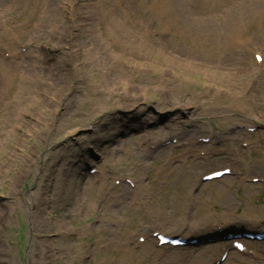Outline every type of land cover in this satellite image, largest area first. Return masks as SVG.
Listing matches in <instances>:
<instances>
[{"label":"rangeland","instance_id":"rangeland-1","mask_svg":"<svg viewBox=\"0 0 264 264\" xmlns=\"http://www.w3.org/2000/svg\"><path fill=\"white\" fill-rule=\"evenodd\" d=\"M69 1L64 49L38 48L55 59L33 88L19 77L46 73L26 57L45 38L41 14L22 3L33 12L14 22L12 1L0 0V69L16 75L8 87L0 73V264H218L223 240L170 249L138 238L207 239L228 221L264 228V0ZM234 166L241 172L202 182ZM254 246L257 256L221 264H264V243Z\"/></svg>","mask_w":264,"mask_h":264},{"label":"bare ground","instance_id":"bare-ground-1","mask_svg":"<svg viewBox=\"0 0 264 264\" xmlns=\"http://www.w3.org/2000/svg\"><path fill=\"white\" fill-rule=\"evenodd\" d=\"M11 1H12V4L9 5L8 7H6L4 12L6 13L5 16L12 17V19H14V22L17 21V19H19V18L25 19V22H27L28 17H29V13L33 12L29 9H27V11H23L22 3H26V5L28 6V4L31 1L34 2L35 6L37 8L33 12V15H32L33 19L37 17V13L41 14L40 21L37 24L38 26H36L35 21H33V22H34V26H35L34 28L39 29V30H41V28H43V30H41V31L43 33V37H45V38H42L41 43H38V45L36 44L38 47L30 46V44H29L28 45V51L26 53L27 54L26 57H28V59L30 60L29 62H31V63H33L35 61H40L42 63V66H43V70H46V73L41 71L40 73H36L39 75H37L33 79H30L27 76L28 72H20L21 77H19V79L22 80L23 84L31 86L33 88H37L40 85L44 84L46 78H48V76L52 74L51 69L53 67H52V63H50L49 60L55 59L54 55H48L47 54L45 57H43V56H41V54L38 51H40L41 48L46 49L45 47H48V46L52 47L53 50L56 49L55 52H57V53H60L64 49L62 43L66 39L67 34L69 35V30L68 31L64 30L65 27H64V24L61 20V15L63 13L67 12L68 4H70V1L69 0H11ZM225 1L226 0H203V2L205 4H211L212 6H214L213 3H219L220 4V3H225ZM29 8L33 9V5H30ZM41 8H43V9L41 10ZM74 17H75V15H73V18ZM71 18H72V15H71ZM176 22H177V19H176ZM11 26H12V33H10L5 38L7 39V42H9V44L11 46H13L14 42L19 38L18 37L19 33H18L17 27H15L14 25H11ZM176 26H177L176 31L178 33H183V32L187 31V28H185L183 26H178V25H176ZM23 27L28 28V26H26V25H23ZM166 27H168V26H166ZM46 28L50 29V31L47 32ZM168 28H170V27H168ZM85 30L86 29L82 30L81 27H79V31H78L79 33L77 35L79 37V39H82L85 37L84 36ZM73 33H74V31H73ZM56 41H57V44H54V43H56ZM238 43H243V42H242V40H238ZM70 47L73 50H75V48H76L73 46H70ZM38 48H40V50ZM13 57L14 58L20 57V55H18L15 52V53H13ZM70 57H69V63H72ZM23 58L25 59L24 56H23ZM72 64H73V66L71 68L74 71V69H75L74 67H77L78 65L76 64V62L72 63ZM16 67L19 70L21 67V64L19 63L18 66H16ZM1 68L3 69V66ZM40 68L42 69V67H40ZM2 69H0V73L2 74V78H1L2 83H5V86L10 87L16 79V75L14 72H12L8 69L7 70H5V69L2 70ZM33 70H34L33 68H32V70L30 69V71L32 73H34ZM47 72H49V73L47 74ZM75 80H76V78L74 77V81ZM21 90H24V92L26 91L23 88ZM181 107H183V106H181ZM41 121L43 122L42 118H41ZM182 135H183V133L178 135L179 139H182V137H181ZM209 137H201V138H209ZM95 140H96L95 137L91 138V142H94ZM98 146L99 145L97 144L96 147H98ZM208 152H210V150ZM102 186H103V184L101 185V187ZM250 223L255 224V223H258V221H254V222L251 221ZM223 225H226V224L224 223ZM184 234H186L187 236H191V235L195 236L196 235L193 231H190L188 233L184 232ZM187 236H185V237H187Z\"/></svg>","mask_w":264,"mask_h":264}]
</instances>
